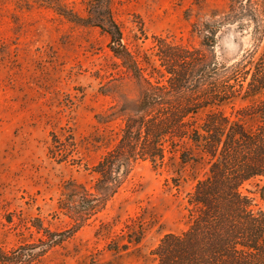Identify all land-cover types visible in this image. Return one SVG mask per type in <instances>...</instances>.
<instances>
[{"label":"rangeland","instance_id":"374dc122","mask_svg":"<svg viewBox=\"0 0 264 264\" xmlns=\"http://www.w3.org/2000/svg\"><path fill=\"white\" fill-rule=\"evenodd\" d=\"M226 9L227 0H0L1 249L36 242L38 230L75 228L68 208L78 212L79 200L69 186L92 192L100 180L96 167L124 121L98 123L95 116L128 107L124 103L140 95L142 85L109 51L100 27L107 18L129 51L145 57L147 72L162 75L166 85L178 52L200 56L207 66L211 58L233 63L250 48L247 34L223 27ZM195 166L169 167L180 173L178 188L166 183V168L139 160L116 167L107 182L119 191L98 220L47 249L38 264H151L148 254L162 236L185 230L183 208ZM261 184L255 179L241 191L261 205ZM126 224L142 226L140 243H128ZM109 227L114 233L106 236Z\"/></svg>","mask_w":264,"mask_h":264},{"label":"trees","instance_id":"16d2710c","mask_svg":"<svg viewBox=\"0 0 264 264\" xmlns=\"http://www.w3.org/2000/svg\"><path fill=\"white\" fill-rule=\"evenodd\" d=\"M220 18L223 27L234 25L247 34L250 48L233 63L218 64L211 58L207 66L200 56L178 52L168 66L175 70L166 72V85L162 75L154 78V70L147 72L145 57L129 51L118 26L107 18V25L100 27L109 38V51L142 85L140 95L134 105L124 103L128 107L95 116L98 123L120 117L124 121L96 167L100 180L92 192L69 186L79 200L78 212L68 208L75 228L62 234L38 230L41 236L32 244L9 251L0 248V264H38L47 249L98 220L119 191V186L107 182L110 173L138 160L153 169L166 168V183L171 181L176 188L180 173L169 172V167L196 165L194 186L183 208L185 230L164 234L148 254L151 264H264V0H227ZM215 34L211 31V43ZM198 71L201 75L194 76ZM255 179L262 181L257 186L261 205L250 192L241 191ZM124 227L128 243H140L142 226ZM111 233L109 227L104 235Z\"/></svg>","mask_w":264,"mask_h":264}]
</instances>
